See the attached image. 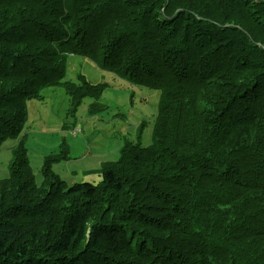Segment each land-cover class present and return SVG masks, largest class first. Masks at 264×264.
Masks as SVG:
<instances>
[{
    "label": "trees",
    "instance_id": "trees-1",
    "mask_svg": "<svg viewBox=\"0 0 264 264\" xmlns=\"http://www.w3.org/2000/svg\"><path fill=\"white\" fill-rule=\"evenodd\" d=\"M72 57L160 91L153 144L127 141L99 184L68 186L63 140L38 184L29 103L62 88L75 119L108 88L66 81ZM9 140L0 264H264V0H0Z\"/></svg>",
    "mask_w": 264,
    "mask_h": 264
},
{
    "label": "rangeland",
    "instance_id": "rangeland-1",
    "mask_svg": "<svg viewBox=\"0 0 264 264\" xmlns=\"http://www.w3.org/2000/svg\"><path fill=\"white\" fill-rule=\"evenodd\" d=\"M80 76L95 85L106 83L108 88L97 103L84 99L75 119L69 117L70 97L62 88H48L42 100L29 103L24 135L38 184L43 182L46 156L57 153L63 140L69 145L70 160L54 165L53 171L68 186L91 182L98 174L101 176L102 166L119 160L127 141L141 143L144 148L153 144L160 91L133 86L84 57H72L65 80L79 83ZM143 122L146 128L139 142V127ZM65 125L70 130H64ZM17 142L9 140L0 149V180L10 175L12 150ZM95 183L99 184L100 180Z\"/></svg>",
    "mask_w": 264,
    "mask_h": 264
},
{
    "label": "crops",
    "instance_id": "crops-1",
    "mask_svg": "<svg viewBox=\"0 0 264 264\" xmlns=\"http://www.w3.org/2000/svg\"><path fill=\"white\" fill-rule=\"evenodd\" d=\"M16 147V146H15ZM14 147V148H15ZM94 180L93 181H91L90 183H93V184H97V183H95V182H98V180H100V182L102 181V177L98 174V176L96 177V178H93Z\"/></svg>",
    "mask_w": 264,
    "mask_h": 264
}]
</instances>
